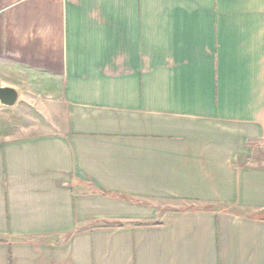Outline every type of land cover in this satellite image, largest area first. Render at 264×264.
<instances>
[{
    "label": "crops",
    "instance_id": "0c3cea01",
    "mask_svg": "<svg viewBox=\"0 0 264 264\" xmlns=\"http://www.w3.org/2000/svg\"><path fill=\"white\" fill-rule=\"evenodd\" d=\"M0 87V264H264V0H0Z\"/></svg>",
    "mask_w": 264,
    "mask_h": 264
},
{
    "label": "water",
    "instance_id": "95a60500",
    "mask_svg": "<svg viewBox=\"0 0 264 264\" xmlns=\"http://www.w3.org/2000/svg\"><path fill=\"white\" fill-rule=\"evenodd\" d=\"M18 98V93L11 87H0V105L3 107H13Z\"/></svg>",
    "mask_w": 264,
    "mask_h": 264
},
{
    "label": "rangeland",
    "instance_id": "374dc122",
    "mask_svg": "<svg viewBox=\"0 0 264 264\" xmlns=\"http://www.w3.org/2000/svg\"><path fill=\"white\" fill-rule=\"evenodd\" d=\"M1 109L2 108H0V120L2 118L3 121L9 120V116L5 115L6 110H1ZM252 157H253L252 160L257 162L258 165H264V143L257 144Z\"/></svg>",
    "mask_w": 264,
    "mask_h": 264
}]
</instances>
